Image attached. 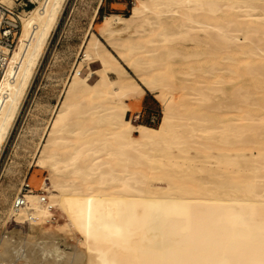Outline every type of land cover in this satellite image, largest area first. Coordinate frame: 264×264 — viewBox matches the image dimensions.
<instances>
[{"label": "bare ground", "instance_id": "1", "mask_svg": "<svg viewBox=\"0 0 264 264\" xmlns=\"http://www.w3.org/2000/svg\"><path fill=\"white\" fill-rule=\"evenodd\" d=\"M68 1L36 0L17 20L0 80V160ZM134 1L100 34L140 85L108 77L115 59L89 32L34 152L51 187L24 194L15 215L19 191L0 215V249L15 250L0 264H264V0ZM91 61L95 84L83 69ZM128 92L162 102L158 129L127 122ZM192 123L218 138L194 141ZM27 133L38 129L20 133L14 157ZM54 212L66 225L51 222ZM71 227L76 244L61 237ZM166 239L193 249L154 248Z\"/></svg>", "mask_w": 264, "mask_h": 264}, {"label": "rangeland", "instance_id": "2", "mask_svg": "<svg viewBox=\"0 0 264 264\" xmlns=\"http://www.w3.org/2000/svg\"><path fill=\"white\" fill-rule=\"evenodd\" d=\"M134 6V0L68 1L63 16L36 71L20 117L11 132L0 160V192L7 199L5 205H0L1 216H3L4 211L10 208L12 201L19 191H22L24 185H28L29 190L38 196H45L46 190L51 187L49 182L51 172L48 169L37 166L34 152L40 142L39 135L42 134L48 123L51 122L54 109L65 96V89L73 73V66L77 63H82L85 59L82 49L86 40L89 39V32L98 39L100 45L115 59L119 73H117L118 70H110L108 71V77L111 80L120 79L123 83L140 85L134 71L119 56L118 51L112 48L100 34V29L105 18L112 16L129 18ZM30 9L31 7L27 11ZM95 11H97V15L90 29ZM83 69L91 73L88 80L89 84H95L98 81L100 69L98 62L91 61L83 64ZM124 103L127 111L126 120L133 128L146 127L156 130L161 126L164 118V106L155 94L145 92L142 96H138L132 92H128ZM36 104H38L37 107ZM204 108L207 110L206 106ZM136 113H139L141 116L139 120H135L133 117ZM28 125L36 127L38 134L27 133L24 143L20 146V149H17V155L14 157V153L16 152L14 144L20 133L23 134L27 131ZM190 127L196 130L194 141L203 142L208 137L214 140L218 138L212 131H209L207 134L201 133V130L205 128L209 129L210 126L208 124L199 125L192 123ZM177 130L181 131V129ZM134 136L137 141H140L139 134L134 133ZM12 159L13 163L11 164ZM51 222L53 224L66 225L67 219L62 214L54 212ZM45 226H49V223ZM8 227L18 229L20 232L26 231L24 225H16L12 222L8 224ZM71 229L70 235L65 237L64 234H61V237L66 238L67 242L71 244H76L79 235L75 233L73 227ZM154 248L166 252L177 251L185 255L187 250L193 249V245L187 244L182 246L173 240L166 239L163 242H157ZM14 258L15 250L13 247L3 246L0 249V261H10Z\"/></svg>", "mask_w": 264, "mask_h": 264}, {"label": "built area", "instance_id": "3", "mask_svg": "<svg viewBox=\"0 0 264 264\" xmlns=\"http://www.w3.org/2000/svg\"><path fill=\"white\" fill-rule=\"evenodd\" d=\"M36 0H11V5L2 4L0 0V80L4 75V64L6 63L10 51L13 49L14 42L20 34V27L17 23L19 16L27 13L29 7L35 6ZM134 119L141 118L139 113L134 114ZM31 192L28 185H24L21 197L15 202V215H19L24 208V193ZM34 220V219H33Z\"/></svg>", "mask_w": 264, "mask_h": 264}, {"label": "trees", "instance_id": "4", "mask_svg": "<svg viewBox=\"0 0 264 264\" xmlns=\"http://www.w3.org/2000/svg\"><path fill=\"white\" fill-rule=\"evenodd\" d=\"M31 9H32V8H31ZM31 9H30V10H31ZM30 10H29V11H30Z\"/></svg>", "mask_w": 264, "mask_h": 264}]
</instances>
